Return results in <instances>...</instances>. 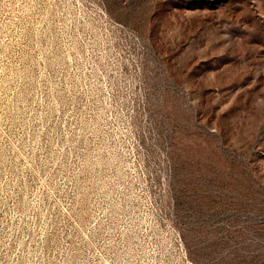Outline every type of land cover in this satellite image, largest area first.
<instances>
[{
  "label": "rangeland",
  "instance_id": "obj_1",
  "mask_svg": "<svg viewBox=\"0 0 264 264\" xmlns=\"http://www.w3.org/2000/svg\"><path fill=\"white\" fill-rule=\"evenodd\" d=\"M0 264H264V0H0Z\"/></svg>",
  "mask_w": 264,
  "mask_h": 264
}]
</instances>
